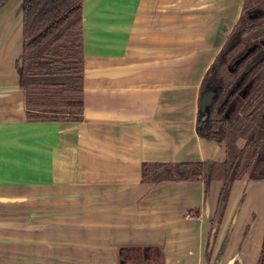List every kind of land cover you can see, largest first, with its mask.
<instances>
[{"label": "crops", "instance_id": "crops-1", "mask_svg": "<svg viewBox=\"0 0 264 264\" xmlns=\"http://www.w3.org/2000/svg\"><path fill=\"white\" fill-rule=\"evenodd\" d=\"M242 0H82L83 118L30 121L16 60L22 0L0 6V264H256L264 174L230 182L141 179L142 163L221 162L197 135L198 85ZM264 264V262H263Z\"/></svg>", "mask_w": 264, "mask_h": 264}, {"label": "trees", "instance_id": "trees-1", "mask_svg": "<svg viewBox=\"0 0 264 264\" xmlns=\"http://www.w3.org/2000/svg\"><path fill=\"white\" fill-rule=\"evenodd\" d=\"M6 0H0V6ZM242 0L240 13L203 73L198 97L212 95L200 111L198 136L224 143L221 162L142 163L141 179L222 181L208 236L215 235L227 190L244 173L252 176L263 154L255 149L252 123L264 129V11ZM246 35L262 40L246 46ZM253 44V45H252ZM246 47H250L247 51ZM24 111L30 121H79L83 118L82 0H22V52L16 60ZM246 135L239 148L234 143ZM255 151V152H253ZM256 154V155H255ZM257 173H259L257 171ZM264 174V172H261ZM121 264H163L156 246L126 247ZM264 262V232L256 264ZM216 264V263H212Z\"/></svg>", "mask_w": 264, "mask_h": 264}, {"label": "rangeland", "instance_id": "rangeland-1", "mask_svg": "<svg viewBox=\"0 0 264 264\" xmlns=\"http://www.w3.org/2000/svg\"><path fill=\"white\" fill-rule=\"evenodd\" d=\"M252 4L258 9H262L264 11V0H254ZM258 40L260 39L254 38L252 37V35H246V46H249L251 43L256 44ZM259 42H262V40H260ZM249 49L250 47H247L246 50H249ZM252 128L254 130L253 138H256V140H254L256 143L255 149L263 154L262 156H260V161L256 166L257 168L256 172L252 175V176H258L262 174L261 172H264V129L263 130L260 129L261 128L260 123L258 122L257 118H255V121L252 123ZM244 137H246V135L244 134L243 136L238 137V139L234 143V148L237 149L242 145ZM257 171L259 173H257ZM127 264H132V263H127Z\"/></svg>", "mask_w": 264, "mask_h": 264}, {"label": "water", "instance_id": "water-1", "mask_svg": "<svg viewBox=\"0 0 264 264\" xmlns=\"http://www.w3.org/2000/svg\"><path fill=\"white\" fill-rule=\"evenodd\" d=\"M212 91L211 90H206L202 92L199 96V102H198V109L202 111L204 109V105L207 103L208 99L211 97ZM208 248L211 245L212 242V231L209 233L208 236Z\"/></svg>", "mask_w": 264, "mask_h": 264}, {"label": "flooded vegetation", "instance_id": "flooded-vegetation-1", "mask_svg": "<svg viewBox=\"0 0 264 264\" xmlns=\"http://www.w3.org/2000/svg\"><path fill=\"white\" fill-rule=\"evenodd\" d=\"M247 48V47H246ZM247 51H249V50H247Z\"/></svg>", "mask_w": 264, "mask_h": 264}]
</instances>
